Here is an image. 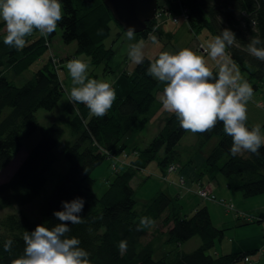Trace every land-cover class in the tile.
Wrapping results in <instances>:
<instances>
[{"label": "trees", "instance_id": "trees-1", "mask_svg": "<svg viewBox=\"0 0 264 264\" xmlns=\"http://www.w3.org/2000/svg\"><path fill=\"white\" fill-rule=\"evenodd\" d=\"M63 8V20L57 23L62 31L65 43H77L78 53H87L92 63L107 62L113 54L112 48L105 46L104 40L111 33V22L115 21L112 11L104 0H60ZM190 10V23L196 32L207 29L213 37L223 28L231 29L236 42L227 51L236 67L246 72L247 79L256 81L252 88L258 90L264 84V62L256 59L247 51L249 39L259 34L264 38V0H183ZM180 22V21H179ZM179 22L177 24H179ZM118 23V22H117ZM153 21L148 28L137 33L148 38ZM190 25V24H189ZM158 28L162 33L163 25ZM0 22V67L11 65L20 74L29 69L49 50L56 30L47 36L27 37V45L22 50L5 45L6 34ZM38 69L33 77L22 86L0 71V170L4 169L18 154L24 140L41 126L37 117L39 109L52 110L64 96L65 88L60 79L59 66H50L49 61ZM153 61L145 56L144 63L135 65L132 72H124L121 97H116L112 107L103 117H94L84 104L79 105V113L72 117L71 127L75 141L62 147L61 152L69 161V169L63 174L54 190L40 206L38 221L30 219L22 212L11 213L0 218V264H11L24 248L23 232L33 230L37 224L47 222L48 226L58 223L53 216L55 210H63L62 201H71L76 197L85 200L82 216L84 224L69 225V236H76L81 246L90 253L92 264H254V254L258 250H232L227 253H212L218 241L224 237L225 229L216 226L207 206L198 207L192 215L172 211L173 198L160 192L147 205L144 212L136 209L137 199L131 182L137 172L145 171L155 161L159 152L163 155L157 164L165 170L170 163L177 161L180 152L178 142L188 132L180 127L174 113L166 116L163 127L145 148L134 147L139 153L134 161L126 164L124 170H118L109 181L108 188L99 196L88 181L96 167L107 158L115 159L116 154L128 148L126 137L141 125L148 124L157 110V91L159 81L147 74V68ZM53 62V61H52ZM207 63V62H206ZM60 65V64H59ZM207 66L216 71L217 68ZM130 79V81H128ZM10 111L6 114V108ZM249 128L248 121L246 122ZM42 136L31 148L7 181L0 183V210L12 205H26L34 201L46 186L49 172L57 161L54 149L64 135V128L58 123L41 127ZM200 142H207L214 136L219 142L205 159V170L214 179L217 174L224 175L229 185L241 191L245 197L264 194V146L259 154L245 153L233 157L229 151L232 138L223 131L222 122L205 132L197 133ZM224 158L225 161H222ZM212 192V191H211ZM213 193V192H212ZM214 194V193H213ZM216 200L219 197L216 194ZM207 199V198H206ZM211 200V199H209ZM220 203V202H219ZM221 204V203H220ZM223 205V204H222ZM224 206V205H223ZM225 209V208H224ZM247 211L233 213L245 222H264V213L251 215ZM143 216L151 217L155 222L164 218L172 221L168 229L169 241L180 245L198 235L201 244L191 252L177 250L161 258H154L153 241L141 244L142 236L150 228L137 231L136 227ZM13 240L11 252L4 250V242ZM127 241V250L121 254L118 244ZM231 246V245H230Z\"/></svg>", "mask_w": 264, "mask_h": 264}, {"label": "rangeland", "instance_id": "rangeland-1", "mask_svg": "<svg viewBox=\"0 0 264 264\" xmlns=\"http://www.w3.org/2000/svg\"><path fill=\"white\" fill-rule=\"evenodd\" d=\"M158 7L160 10L164 9L168 11L167 14H169V16L160 21L157 20L158 18L156 19V15L154 16V18L151 20L153 21L151 30L152 32L149 33L148 38H143L142 36L140 37L137 35V33H135V39L133 41H129L126 37V30L121 25H119L116 20L111 22V33L109 37L104 40V43L107 48H112L114 52L107 62L92 63L87 53L77 52V43L75 41L72 43H65L63 41L62 31L59 27H57L56 34H54L52 37L49 50L29 69L18 74L11 65L0 67V71H2L9 80L13 81L17 86H22L33 77L38 69L42 68L45 62L49 59L51 53H53L59 59L60 65L58 73L65 88L64 96L54 109H39L37 112V117L41 127L47 128L53 123H58L63 126L65 131L62 139L54 149V152L57 155V161L49 172L48 182L34 201L26 205H12L2 209L0 210V218L11 213L22 212L30 219L38 221L40 218L41 204L54 190L61 176L69 169V161L62 154L61 149L63 146L72 144L75 141V135L73 134L71 127V120L73 116L79 113V105L69 103L68 101L69 92L72 87L71 78L66 68L68 61L72 59H81L87 62L89 64V78L107 80L110 82L115 89L116 97H121L120 95L122 93L121 91L118 92V90L122 87H127L128 84V82L120 83L121 76H123L124 72H132L136 65L127 55L129 44L131 43L143 41L145 56H148L153 61L158 57L161 51H169L174 53L181 48L188 47L198 55L203 56L210 67L217 68L216 61L212 60L205 51L207 45L214 37L207 29H203L199 33L196 32V27L190 23V10L185 11L187 7L185 6L183 0H158ZM184 14H188L187 19H185ZM175 18H177L178 21H175ZM178 22L179 24H177ZM157 23L160 24L156 25ZM162 25L163 32L160 33L158 32V28L161 30L160 26ZM154 26L155 29L153 30ZM2 32H4V29ZM38 34L40 33L38 32L35 35ZM151 35L156 36V42L151 40ZM226 52L227 57L225 59L230 64L235 65L231 61L227 49ZM49 63L50 66L54 68V63L51 60ZM235 70H239L240 75L246 79L251 86H253V84L256 82L254 79L249 81L247 79L246 72L242 71L239 67L235 66L234 71ZM126 79L127 77L123 76L121 82ZM128 81H130V79H128ZM163 88L164 84L159 82L157 93L159 91H163ZM253 91L255 92V95H253L251 98L253 100H249L247 104L248 119L252 125L253 123L259 124L255 113H258L260 110H258L254 104L255 101L259 100L257 95L264 98V84L262 85L261 89H253ZM157 105L158 108L153 113V118L151 119L152 122L137 127L125 139L128 148L122 153L116 154L115 157L117 161H122L121 164H115L112 168V164L115 162V160L107 158L102 164L94 169L88 184L91 185L97 195L101 196L105 192V190L108 188L109 181L113 179V176L118 170H124V166H126V164L134 161V158L137 157L139 150H135L133 148L135 146L140 148H145L148 146L151 140L163 127L165 117L171 115V113L164 110L160 99H157ZM260 105L263 106V104ZM9 111L10 108L8 107L6 108L5 113L7 114ZM260 113H262V111H260ZM261 122L263 121L261 120ZM259 125L262 126L263 124ZM41 127L30 137L24 140L22 149L4 169L0 170V183H3L11 178L19 164L28 154L29 150L33 148L39 141L42 136ZM197 141H199V144ZM214 141H216L215 145H217L219 142V137L214 136L207 142L205 141L204 143H201L200 137L196 133L194 134L188 131L177 144V149L181 151V155L177 157V161L175 160L173 163H170V165L175 167L174 170L172 172L169 171L170 165L167 166L165 170H162L159 167L157 164V159L163 155V152H159L156 160L151 162L145 171L139 172L143 177L145 176L143 184L139 186L134 182L133 187L135 189V196L137 199L136 209L142 213L146 209V205L160 192H165L167 195L173 198L170 208L164 213V215H172V211L180 212L181 214L192 215L196 208L207 206L211 212L214 224L225 229L223 239L218 241L216 247L211 250V252L215 254L216 251L219 253H227L230 251V244L233 239L251 238L261 234H263L262 237L264 238V222L250 223L245 222V220H239L236 217L237 214L233 212L237 210L244 211L242 209H245L247 211L246 213L248 214L260 215L261 212L259 211L262 210L250 209L247 207L249 205H247L245 202H242V205L238 206V200L231 196L228 198L219 197L218 202L222 203V200H224L226 204L233 205V208L227 210L225 206L222 205L223 203L220 204L217 201L215 202L206 199L199 192L200 189L210 190L209 187L202 185L199 188L197 183L193 184V181L189 180L188 177L183 173L182 167L177 171L179 163H193L192 161L195 162L198 160L197 155L199 156L204 152L211 151L212 149L210 146ZM225 159L226 158H224L222 161H225ZM182 176L184 179L183 182H181ZM217 178H219L218 180L221 181V184H227V179L224 175L219 174ZM232 192L239 194V196L241 194L240 191H236L234 189ZM257 196L258 197L253 200H261L260 202L264 204V194H259ZM172 224V221L166 223L164 218H160L142 236L141 244L153 241L155 247L154 258L156 259L165 256L169 252H176L179 249L186 252H191L201 244V238L198 235L192 237L184 243H181L180 245L173 241H169L168 239L170 236L168 229Z\"/></svg>", "mask_w": 264, "mask_h": 264}, {"label": "clouds", "instance_id": "clouds-1", "mask_svg": "<svg viewBox=\"0 0 264 264\" xmlns=\"http://www.w3.org/2000/svg\"><path fill=\"white\" fill-rule=\"evenodd\" d=\"M63 20L60 0H0V22L4 25L5 45L22 50L27 45V37L38 31L47 38ZM135 26L126 31L129 41L135 39ZM151 40L156 42L155 35ZM237 38L229 28H223L205 51L216 61L217 70L207 66L203 56L185 47L177 52L161 51L151 61L147 74L164 84L159 97L164 110L174 113L180 127L191 133H205L222 122L223 131L232 138L229 149L233 157L245 153L259 154L264 146V135L260 125H247V104L253 96V88L244 79L235 65L230 64L226 49L233 46ZM247 51L264 62V38L259 34L249 39ZM131 61L141 65L145 60L144 42L129 44L127 53ZM72 87L68 101L84 104L94 117H103L116 100L115 89L107 80L91 79L88 76L89 64L81 59H72L66 64ZM63 210H55L53 216L58 223L48 226L37 224L23 232L24 248L22 254L11 264H92L90 253L81 246L76 236H69V225L84 224L82 216L85 200L76 197L62 201ZM155 221L148 216L140 218L137 231L150 228ZM4 250L12 251L13 240L4 242ZM127 241L121 240L118 248L123 254Z\"/></svg>", "mask_w": 264, "mask_h": 264}, {"label": "crops", "instance_id": "crops-1", "mask_svg": "<svg viewBox=\"0 0 264 264\" xmlns=\"http://www.w3.org/2000/svg\"><path fill=\"white\" fill-rule=\"evenodd\" d=\"M161 93H162V91H159L157 93V99H159ZM253 95H255L254 91H253ZM257 96H258L259 100L255 101V104L254 103L253 104L255 105V107L258 110L262 111V113H260V111H259L258 113H255V114L257 116L259 124H263L262 126L260 125V129H261V134L264 135V98H262V96H259V95H257ZM250 100L252 101L253 99H250ZM260 104H263V106H261ZM247 108H248V106H247ZM247 117H248V113H247ZM261 120L263 122H261ZM247 121H248L249 125H252L250 123L249 119H247ZM150 122H152V121H150ZM259 124L253 123V125H259ZM197 142L199 144V141H197ZM215 144H216V141H214L212 143L210 148L213 149ZM179 152L181 155L180 150H179ZM210 152L211 151H207V152L200 154L199 156L197 155L198 160H196L195 162L192 161L193 163H179V164H181V167L183 168V173L188 177V179L193 181V184L197 183V186H199V188L202 185L209 187L210 191H212L214 194H216L217 197L228 198L231 196L234 199L238 200V202H239L238 206H241L242 202H245L247 205H249L247 207H249L250 209H256V210L259 209V210H262V211H259V212H261L260 214L264 213V204L260 202L261 200H253V199H256L258 196L245 197L241 191H240L241 194L239 196V194L232 192L234 188H232L229 185V180L227 178H226L227 184H224V185L221 184V181L218 180L219 178H217V176L219 174H217V176L214 179H211V177H212L211 174L208 173L204 168L205 167V159L207 158V156L209 155ZM144 177L142 176L141 173L137 172V174L135 175V177L133 178V180L131 182L132 186H133L134 182L139 186L142 185L144 182ZM236 191H238V190H236ZM242 210H245V209H242ZM262 236H263V234L257 235L256 237H251V238L233 239L231 244H230L231 245L230 248L234 251L235 250H242V251L258 250L253 256V259L255 261L254 264H264V238Z\"/></svg>", "mask_w": 264, "mask_h": 264}, {"label": "water", "instance_id": "water-1", "mask_svg": "<svg viewBox=\"0 0 264 264\" xmlns=\"http://www.w3.org/2000/svg\"><path fill=\"white\" fill-rule=\"evenodd\" d=\"M112 11L114 19L126 31L128 26H135V33L148 28L158 9V0H104Z\"/></svg>", "mask_w": 264, "mask_h": 264}, {"label": "built area", "instance_id": "built-area-1", "mask_svg": "<svg viewBox=\"0 0 264 264\" xmlns=\"http://www.w3.org/2000/svg\"><path fill=\"white\" fill-rule=\"evenodd\" d=\"M188 9L186 8L185 9V11H187ZM167 12L168 11H166V10H164V9H159V7H158V9H157V12H156V19L157 20H162V19H164V18H167L168 16H169V14H167ZM164 13V14H163ZM184 16H185V19H187L188 18V14H184ZM175 21H178V19L177 18H175L174 19ZM160 23H157L156 25H159ZM157 27V26H156ZM155 29V26L153 27V30ZM50 57H51V59H52V61H53V63L56 65V66H59V59L56 57V55H54L53 53H51V55H50ZM122 162V161H121ZM174 166H172V165H170V167H169V171L170 172H172L173 170H174ZM179 168H181V165L180 164H178V168H177V171H178V169ZM183 176H182V178H181V182H183ZM178 183H179V180H178ZM199 192L205 197V198H207V199H211V200H216V196L210 191V190H206V189H200L199 190ZM221 203V202H220ZM222 203H223V205L225 206V208L227 209V210H229L230 208H233V205L232 204H226L225 202H224V200H222ZM221 203V204H222Z\"/></svg>", "mask_w": 264, "mask_h": 264}]
</instances>
